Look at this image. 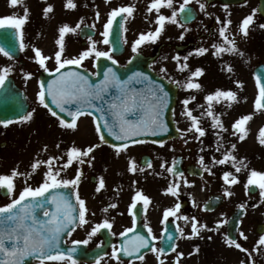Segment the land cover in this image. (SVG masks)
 Segmentation results:
<instances>
[{
    "label": "snow or ice",
    "instance_id": "snow-or-ice-1",
    "mask_svg": "<svg viewBox=\"0 0 264 264\" xmlns=\"http://www.w3.org/2000/svg\"><path fill=\"white\" fill-rule=\"evenodd\" d=\"M148 0L145 8V21L151 26L146 31H141L137 38L131 42V51L134 54L128 61L129 64L140 54L143 46L155 44L162 34L166 31L168 24H175L183 29L179 35V40H184L185 34L190 29L185 27V23L195 18L194 9L191 7L193 2L199 6L200 12L205 16L211 17L213 14L208 11V0ZM247 0H245V3ZM107 5H111L112 0H105ZM42 8V16L45 19L50 18L55 11V5L47 3ZM12 8L21 7L22 13H13L0 16V29H10V40L8 44L0 43V54L8 58L9 61L15 59V50L26 52L31 49L33 55L29 57L31 61L38 65L44 73L52 76V79H38V90L35 94V103L39 107L47 110L51 117L55 118L58 127L65 132H76L79 130L83 118L90 117L94 125V134L98 142H91L85 146L78 145L74 140L70 145L62 148L63 141L55 144V149L59 154L47 155L41 158V153H48L49 145L44 144L36 154L29 165L30 170L21 171L20 164L17 163L8 173L0 174V189H3L9 197L10 202L0 206V264H25L28 258H34L38 264H79L76 254L82 246L89 245L90 242L102 230H107L112 236L117 233L112 231L114 218L109 219L108 213L118 207L117 203H109L101 209L105 214L104 218L96 222L90 228L92 222L90 216H95L85 198L80 195V185L85 176V166L92 169L95 166V152L100 147L107 145L113 150L114 156L119 158L122 155L127 156L126 171L135 175L136 173L146 172L153 169L151 159L141 164L135 157L128 155L132 146L147 143L148 141L140 137L151 135L157 136L160 133L169 131L168 124L164 119L165 112L169 109L171 98L169 92L165 89L163 83L154 80L151 75L137 71L133 72L127 79H121L115 67H106L103 71V78L94 82L84 71H77V68L84 67V62L91 59L95 67H98L101 58L111 61L112 65H118L119 61L115 58L117 40L113 39L116 30L119 29L118 39L123 44H127L126 33L128 32L127 23L135 19L138 11L137 3L120 4L111 7L107 13L106 21L102 24L103 31L99 33L102 39L93 38V34L87 35L88 46L74 56L67 54L66 37L70 34L83 32L84 28L91 30L96 29L97 23L101 20V12L98 8L94 12L95 19L91 24H85V17L81 16L78 22L73 26L69 23H63L58 27V35L54 43L56 50L46 55L44 51L35 44L26 41V25L30 22L31 10L24 3V0H9ZM88 7L87 4L83 5ZM213 7L215 5H212ZM62 7L66 11H75L80 7L78 0H63ZM226 18L216 16L217 42L210 46H199L190 51L187 55L181 56L180 53L172 56L175 62V69L180 73H187L183 81L175 80L167 76L168 68L161 67L160 71L165 73L166 79L174 83L178 88L186 92L185 97L179 101L181 113L188 121L186 128L177 127L184 143L187 144L189 139L198 142L201 147L199 151L204 153L206 146L204 139L211 130L216 137L215 151L220 153V158L215 155L211 157V162L205 161V156L200 155L198 164L201 168L200 175L207 172L209 175H216L213 169L217 166L220 169L223 181V192L226 197L234 195L231 190L232 186L242 183L240 174L246 172V182H243L245 194L248 195L252 189H258L259 200L264 203V171L249 168L246 157H238L237 143H230L225 147L223 133L229 132L225 126L222 116L224 113L218 112L216 106L223 105L231 108L234 104L241 102L239 91L244 88V81L235 80V90L231 87H217L213 91L204 94V104L193 102L197 101V93L205 91L204 84L200 78L205 75V68L196 67L192 69L189 59L192 56H204L211 53L217 59H221L225 54L244 59L246 53L240 49L235 39V33L231 32L233 20L229 5H221ZM165 9L170 10L166 14ZM264 11L253 9L250 14L236 25L238 33L242 37H248L251 29L256 26V13ZM83 26V27H82ZM264 29V23L258 25ZM39 35V33H38ZM108 45L107 50L101 49L100 45ZM162 59L167 60L168 57ZM251 57L244 59L249 63ZM49 62L54 67H49ZM15 70L14 65L0 66V89H5L10 80V76ZM221 71L233 74L235 69L231 63L221 66ZM24 80L27 82L33 78L35 73L21 69ZM92 76H99L100 72L91 73ZM257 94L254 98V110L258 113H264V70L257 71L253 74ZM231 78V77H229ZM140 84L144 87L137 88L135 85ZM115 90V95H113ZM247 100V97H243ZM99 102V103H98ZM201 109L200 114H195V109ZM173 116L176 115L175 109H172ZM37 113L36 107L25 109L17 112L13 117L0 118V126L7 129L10 125L17 124L20 126L29 125ZM254 114V113H253ZM253 114L242 115L231 125V135L242 142L248 135L247 124L253 118ZM210 123L204 126V120ZM154 145L163 147L166 143L164 140L150 141ZM258 142L264 146V127L259 130ZM174 150V148H173ZM74 168V175L68 178L65 174ZM161 172H155V175L163 177L165 172L169 175V184L163 190L165 195H170L175 199V203L163 210L161 223L164 225L161 235L157 236L149 223L145 222L143 227L147 229V234L135 232L139 212H147L151 204V198L142 190H136L131 198L128 212L133 216V226L119 233V236L126 237L124 242L117 247L111 245V253L97 255L93 264H101L104 256H109L117 261V264H123L121 254L126 257L135 256L140 261L145 260V254L142 249H148L155 254L158 264H166V257L169 253H175L171 264H181L185 253L178 251L176 241L178 239H203L201 233L220 232L227 220H218L213 227L199 220L195 215L189 217L181 214L180 188L181 183L191 187L194 181H189L183 171L178 168V161L173 158L171 163L163 161L160 164ZM44 169L42 172V182L33 186L29 181L33 176ZM107 171V168L104 169ZM146 178V177H145ZM18 180H22V187L18 185ZM133 185L138 181H133ZM107 190V183L104 175L96 178L95 194H100ZM117 194L120 188L115 189ZM251 198V197H249ZM219 199V198H217ZM142 207L138 208V204ZM194 206L199 207V205ZM253 204L252 207H258ZM241 210L246 208V202L238 205ZM204 211L212 210L209 205H204ZM123 213H121L122 215ZM175 221L183 220L185 224L190 225V232H185L180 224H175V232L169 227V218ZM146 218V217H145ZM242 220L236 224V230L239 237L247 240L248 237L240 229ZM78 228H84L87 235L84 239H72L71 246L62 248L61 244H67L66 237H71ZM135 232L131 238L128 233ZM208 239H212L211 236ZM153 241L162 242V246H157ZM224 243L227 247H234L246 253L250 264H255L253 252L259 251L264 247V234L259 236L252 251L225 233ZM104 244L101 241L97 244L100 248ZM199 252V245L195 246L194 253ZM194 253H188L189 256ZM161 257H165L162 259ZM240 264H246L241 260Z\"/></svg>",
    "mask_w": 264,
    "mask_h": 264
},
{
    "label": "rangeland",
    "instance_id": "rangeland-1",
    "mask_svg": "<svg viewBox=\"0 0 264 264\" xmlns=\"http://www.w3.org/2000/svg\"><path fill=\"white\" fill-rule=\"evenodd\" d=\"M52 1L54 3H48L55 4L57 7L55 8L54 13L51 14V17L45 19L42 16V8L45 4L41 6L38 0H24V3L31 10L30 22L26 25V41L30 44H35L37 47H40L46 55H50L56 50L54 41L57 38V30L59 26H61L63 23H69L70 25L74 26L81 16L85 17V21H88V18H90L89 22L91 24L95 19L94 12L97 8L101 12V20L96 25V31L98 35L94 39L100 40L102 38L100 37L99 33L103 31L102 24L106 21L107 13L110 11L111 7L132 2L137 3L138 11L135 14V19L126 22L128 27V32L125 34L128 40V43L125 44L127 51L123 56L116 58L119 61V65H125L127 61L134 55L131 51V42L137 38L138 34L141 31H146L149 27H151L144 19V16L146 14L145 8L148 4V0H112L111 5H107L105 3V0H78L80 7L75 11H66L63 9L62 5L60 6L61 3H58V0ZM250 1L252 0H247V2L244 4L229 6L231 19L234 22L231 31L236 29V25H238L240 20L243 19V13H245L247 16L252 12L253 4L254 8H257V3L252 1V4ZM4 2L7 10L4 13L0 14V16L13 13H22L23 9L21 7L12 8L9 5V0H0V11L4 9ZM42 2L44 3V0H42ZM84 4H87L88 7H84ZM192 5H194L198 9L200 16L195 24L186 27L190 29V31L185 34L184 40L178 39L183 29L179 28L175 24H168L166 31L162 34L160 39L155 44L145 45L140 50V53L154 55L161 44L168 43L172 45V47L170 48L173 49L164 48L161 51L162 57L166 56L168 57V59L162 60L161 58L160 60H162V62H160L159 60V62H157V64H159H154L153 66L154 70H158L159 68V74L164 77L166 74L162 73L160 69L161 67L165 66L168 68L167 76L170 78L183 81L185 76L187 75V73H185L183 77V74L181 76V73L176 71L175 69V62L171 59V57L173 55H176L177 53L175 46L187 45L192 43L196 44L197 47L201 45L208 47L212 43L217 42L216 35L213 36V39L211 41H209L208 36L213 35V33L217 29L215 17H221V15L225 14L223 8L221 7V4H212L215 5L214 7L210 5L212 7H209L208 11L213 14L211 17L205 16L204 13L200 12L199 6L195 4V2H193ZM176 6H179V0ZM164 11L166 12V14H170V10L165 9ZM240 11L243 13H240L237 18L236 13L234 12ZM69 20H71L72 22H70ZM255 20L256 26L251 29L249 36L242 37L241 35H239L236 40L240 49L246 53L244 59L251 57L249 63H245L244 59L233 56L231 54H225L221 59H217L212 56L211 53H208L204 56H199L198 59L200 61L197 58H192L198 56L190 57L189 63L193 70L196 67H203L206 70L205 75L200 78V82L204 84L205 91H213L217 87L233 88V86H235L233 84V81L239 79L244 81V88L243 90H241V94L243 97H245L246 92L250 94H257L255 80L253 77V73L250 74L249 65L250 68H252L253 72L254 68H256L258 64L264 62V29H260L258 27L260 23H264V20L258 19V17L255 18ZM81 41L82 39L80 38L79 32L77 34H70L66 37L67 54L69 56L78 54L84 49V47L86 48L88 46V40L86 46H83L81 44ZM99 47L103 50H107L109 46L101 44ZM194 48L196 47H190L183 52L178 53H180L181 56H184ZM170 52H172V54H169ZM32 55L33 52L31 51V49L23 53V58L26 64L22 67L17 63V61H9L8 58L0 54V66H15V70L12 75L14 74V77H17V85L25 89L27 93L31 95V103L34 105V107L37 108V113L35 114L33 121L29 125L20 126L17 124H13L7 128L10 131V134H0V174L8 173L13 167L17 165V163L20 164L21 171L30 170V163L33 161L34 157L40 151L44 144L49 145V151L48 153H41V158H46L49 154H59V150L55 149V144L59 141H63L62 148L70 145L73 140L81 146L87 145L91 142H98L97 137L94 134V125L92 124V120L90 117L82 119L78 131L65 132L58 127L55 118L51 117L46 109L37 106V104L35 103V94L38 90L37 81L39 79V72H41L42 69H39L38 65L29 59V57H31ZM259 57H261L262 59H259ZM227 63H231L233 65L235 69L233 74L221 71V66L226 65ZM49 67H54V64L52 62H49ZM84 67L88 68L92 72H94L95 70L93 61L91 59L84 62ZM21 69H24L25 71H32L33 73H35V75L31 80L26 82L23 78ZM252 79L254 80V82ZM201 93H197L196 95L198 96ZM185 95L186 92L181 89L179 92V97L181 98L180 100H182ZM255 96L256 95H252L251 97L249 96V99L247 101L248 105L251 107L254 102ZM197 102L198 101L193 102V106H195ZM248 105L244 102L243 99H241L240 103L234 104L231 108H227L223 105L216 106L218 112L224 113L222 119L225 126L229 128V132L223 133V136L225 138L224 144L225 147H228L230 143H237L236 155L238 157H246L247 162H249V168L264 171V146H262L258 142L259 130L264 127V113L255 112L254 108L250 109V107L248 108ZM181 110V105L180 103H178V106L176 108L177 113L174 117V120L176 125L179 126V128L183 129L188 126V121L180 115ZM200 111L201 109H195V114L199 115ZM247 114H253V118L247 124L248 135L244 141L238 142L237 138L231 135V125L240 116ZM209 123L210 122L207 119L204 120L205 127H207ZM6 131V129L0 126V132ZM212 134L213 133L210 130L209 134L205 138H203L204 144L206 146V151L204 153H201L199 151L201 145L195 140L189 139L188 143L185 144L184 139L180 138L179 142L176 141L174 144L170 145V156L183 153L189 158H192L193 154L196 152L198 153L195 156L197 162L199 156L204 155L205 161L208 163L211 162V157L213 155H215L217 158H220L221 154L215 151L216 137ZM3 143H6L4 147H2ZM139 147L149 148L154 152H162L161 147L153 146L150 144L137 146L134 149H140ZM186 147L190 149V151H187ZM109 153H111V150L106 146H102L96 150V155L98 156V158H100L101 166L103 167V169H105V167L107 168V171H104L107 177L111 178L114 176L115 159L117 157H111ZM171 160L172 159L168 161L169 164ZM197 162H195V164L199 165ZM222 167L230 166L215 167L213 171L216 172V175H209L206 172V179H188L189 181L195 182L191 187L185 186L183 183H181L180 197L181 194L184 195L180 198V202H183L182 209L185 210V214L184 212H182V214L189 217L195 215L199 220L207 223L209 227H213L215 225V222L218 220H228L229 216L232 213V210L237 208L241 203L246 202L247 211L245 217L242 220L240 229L245 233L248 239L244 240L243 238L239 237L238 242H240L243 247L248 248L249 251H252L260 236L256 232L257 226L264 223V203H261L259 200V191L255 196L245 194L243 182H246V172H242L240 174L242 183L232 186L231 190L233 191L234 195L230 198L226 197L223 192V181L219 179L222 174L220 171ZM159 169H161L160 165ZM43 170L44 169H41L40 172L35 174L29 181L33 184V186H36L37 184L42 182ZM65 175L68 178H71V176L74 175V169H70ZM168 177L169 175H167V179L169 180ZM22 184V180H18V185L22 187ZM210 193L223 194L226 197V204L221 210L214 214H205L202 212L201 206L207 198V195ZM193 201L195 202V205H199V207L194 206ZM8 202H10L9 197L3 198L0 196V206ZM175 202L176 201L173 197H165L163 199V204L165 206L169 204L171 205ZM253 204H258L259 206L252 207ZM158 211V221L161 225L163 212L160 207L158 208ZM111 216H116V213L113 211L111 213ZM179 224L184 228L186 233L190 232V225L185 224L183 220H179ZM225 233L226 224L222 226L220 232L203 231L201 233L203 239L199 237L193 239L181 238L177 249L178 251L185 253V256L181 260V264H240L241 260H245L246 264H250L246 253L234 247H227L225 245ZM209 236H211L212 239L209 240ZM197 245H199V252L194 253V248ZM188 253L194 254L189 256ZM175 255L176 254L173 253L172 255L167 256L166 264H171ZM253 259L255 261V264H264V247H262L259 251L253 252Z\"/></svg>",
    "mask_w": 264,
    "mask_h": 264
},
{
    "label": "flooded vegetation",
    "instance_id": "flooded-vegetation-1",
    "mask_svg": "<svg viewBox=\"0 0 264 264\" xmlns=\"http://www.w3.org/2000/svg\"><path fill=\"white\" fill-rule=\"evenodd\" d=\"M111 149V148H110ZM112 150V149H111ZM113 151V150H112ZM111 155L114 156V153H111ZM128 155L135 157L137 161H139L141 164H143L146 160L151 159L153 166L154 164H157L158 160V154L155 153L152 149L144 148L139 150H130ZM126 162H127V156L122 155L119 157V167H120V176L119 179L116 181V185L114 188H110L107 186V190L102 191L100 194H95V187H96V178L99 175H103V172L101 169H99L97 166H94L92 169H88L85 166V176L82 179V183H85L86 187L83 189L84 197L87 201V205L89 209L92 212H95V216H90L89 219L92 222L88 227L90 228L92 225H94L96 222H99L101 219L104 218V213L101 211L103 207H105L109 203H113L114 199L117 196V192L115 189L117 187L120 188L119 195L122 199V204L125 205L128 197L130 195H134L136 190H142L146 195H148L151 198V204L159 198L158 193L156 192L155 188L153 187V178L155 176V171L153 169H149L146 172L143 173H136L135 175L129 173L126 171ZM146 177V178H145ZM133 181H138V184L133 185ZM165 195L164 192L161 193V196ZM150 204V205H151ZM142 206L141 204H138ZM148 210V209H147ZM113 212V209L110 210V212L107 214L108 218L110 219L111 213ZM118 228L120 232L124 231L127 228H130V220L129 215L133 219V216L127 212L125 209H122L120 212H118ZM121 213H123L121 215ZM148 211L146 213L143 212L142 217V224L145 222L149 223L150 226L153 229V232L158 235V219H157V212H151V217L147 216ZM146 217V218H145ZM171 221V220H169ZM116 220L114 219V223ZM147 230V229H146ZM86 231L84 233H81L77 236H74L72 234L71 237H69L68 244H71L72 239H84L86 238ZM102 241L100 237V233L97 234V236L93 239L92 242H90L89 245H86L88 250H92L97 247V244H99ZM157 245L156 241H154ZM116 245V242L114 243ZM158 246V245H157ZM111 248L109 249L108 253H111ZM163 259V257H161ZM114 262H117L114 259H111L109 256H105L104 259L101 261V264H113ZM123 264H158V260L155 254L149 252L145 254V260L144 261H122ZM79 264H93L88 262H79Z\"/></svg>",
    "mask_w": 264,
    "mask_h": 264
},
{
    "label": "water",
    "instance_id": "water-1",
    "mask_svg": "<svg viewBox=\"0 0 264 264\" xmlns=\"http://www.w3.org/2000/svg\"><path fill=\"white\" fill-rule=\"evenodd\" d=\"M222 1L227 2V0H222ZM261 2H262L263 9H264V0H261ZM181 20L183 22L187 23V22L192 21L193 19L186 22L181 17ZM10 32H11L10 29H0V43H3V44L9 43V40H10L9 33ZM118 34H119V29L116 30V34L113 37V39L117 40V43L115 45L116 51L114 52V54H116V55L121 54L124 51L123 44L118 39ZM14 55H15V58L19 57L20 51H19L18 47L15 50ZM149 62H150V60L148 61V60L143 59L142 57H137L135 60H132V63L129 64V68L125 70V69H120V68L116 67L115 65H112L110 62H105L101 58V60L99 61V64H98V72H100L98 79L94 80L90 75L89 76L94 82H97L103 78L104 69L106 67L110 66V67H115V69L118 72V74L120 75L121 79H127L128 76H130L133 72L141 71V72H145V73L151 75L154 80H157L158 82L163 83L165 86V89L169 92V95L171 98V102L169 104V109L164 114V119L168 124L169 131L167 133H160L157 136L147 135V136H143L140 138L144 139V140H151V141L152 140H166V139L173 138V137L177 136V134H178L175 127H174V122L172 120V109L175 105V100H176V88L168 85L167 83H165L162 80L160 81V79H158L153 73H151L147 68ZM76 70L77 71H83L79 68H77ZM261 70H264V68H259L257 71H261ZM85 74H87V73L85 72ZM52 78H53L52 76H49V74H46V73L41 74V76H40V79H44V80H49ZM135 87L142 88L144 86L137 84V85H135ZM113 95H115V90H113ZM25 109H28V105L26 103L24 93L22 91H20L18 88H16L13 80L10 79L9 82L6 84L5 89H0V118L13 117L14 115L17 114V112H22ZM255 192H256V189L255 188L252 189L251 193H255ZM1 193L4 196L6 195L4 190H2ZM217 198H219V199H217ZM222 202H223V199L221 197H212L207 205H209L210 208L212 209V208H215V207H218L219 205H221ZM243 215H244V210H241V209L236 210L235 214L233 215V217L229 221L227 235L232 236L233 238L237 239L236 224L238 221H240V219ZM263 230H264V226H260L259 231L262 232ZM61 247L67 248L64 246V243L61 244ZM99 253L100 252L94 253V255H100ZM34 260H35L34 258H28L26 260L25 264H33Z\"/></svg>",
    "mask_w": 264,
    "mask_h": 264
}]
</instances>
